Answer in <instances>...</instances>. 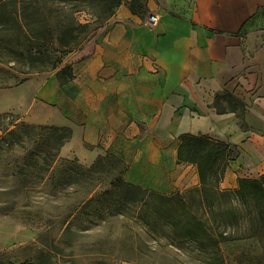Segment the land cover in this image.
Returning <instances> with one entry per match:
<instances>
[{
    "label": "crops",
    "instance_id": "crops-1",
    "mask_svg": "<svg viewBox=\"0 0 264 264\" xmlns=\"http://www.w3.org/2000/svg\"><path fill=\"white\" fill-rule=\"evenodd\" d=\"M121 1L108 29L67 58L73 80L38 87L32 105L47 114L22 121L68 129L83 164L112 156L142 191L199 187L195 166L177 164L182 136L227 147L221 190L263 177L264 70L245 33L264 24V0Z\"/></svg>",
    "mask_w": 264,
    "mask_h": 264
},
{
    "label": "rangeland",
    "instance_id": "rangeland-1",
    "mask_svg": "<svg viewBox=\"0 0 264 264\" xmlns=\"http://www.w3.org/2000/svg\"><path fill=\"white\" fill-rule=\"evenodd\" d=\"M79 19L83 21L84 15ZM108 22L97 33L106 31ZM245 39L264 70V24H251ZM0 59V128L19 126L11 150L0 142V264H218L209 250L174 240L169 223L147 211L141 214L140 204L130 200L138 193L119 184L124 166L117 159L104 156L83 164L68 145L70 131L59 158L68 162L64 173L71 175L79 169L82 176L56 188L46 181V175L39 181L44 164L35 159L34 168L28 155L44 142L39 136L46 139L48 133L20 125L36 127L22 121L25 112L31 111L34 117L47 114L32 104L38 87L55 72L29 71L25 65L10 62L5 54ZM91 167L95 170L89 171ZM93 187L110 194L67 219ZM250 206L240 205L236 220L217 230L234 239L218 246L222 264H264V230L255 223Z\"/></svg>",
    "mask_w": 264,
    "mask_h": 264
},
{
    "label": "trees",
    "instance_id": "trees-1",
    "mask_svg": "<svg viewBox=\"0 0 264 264\" xmlns=\"http://www.w3.org/2000/svg\"><path fill=\"white\" fill-rule=\"evenodd\" d=\"M121 3V0H0V54L8 55L10 62L25 65L29 71L55 72L58 85L63 86L73 80L72 68L63 65L64 58L93 40ZM81 15L85 17L83 21L79 19ZM15 126L0 128V142L7 143L8 150L12 149L13 139L18 138L19 126ZM11 127L14 129L10 130ZM20 127L48 133L46 139L39 136L44 142L38 143L36 152L28 155L35 164L34 168L35 159L44 164V176L39 181L46 178L56 188L78 179L80 170L73 169L71 175H67L63 168L68 162L59 158V150L70 138L69 130L50 126ZM228 155L227 147L217 141L203 136H182L176 161L177 164L195 166L198 188L185 194L165 196L142 191L122 179L119 184L138 193L130 200L140 204L141 214L147 211L150 216L169 223L174 240L209 250L213 260L222 264L218 246L234 239L217 230H224L229 222L236 220L240 205H251L249 211L255 217V223L264 230V176L258 180H238L235 191L221 190L223 162ZM93 168L89 171H94ZM18 170L22 171L20 167ZM124 171L125 166L122 174ZM108 194L109 190L98 192L95 187L90 188L74 205L67 219L72 216L74 219L82 208Z\"/></svg>",
    "mask_w": 264,
    "mask_h": 264
},
{
    "label": "built area",
    "instance_id": "built-area-1",
    "mask_svg": "<svg viewBox=\"0 0 264 264\" xmlns=\"http://www.w3.org/2000/svg\"><path fill=\"white\" fill-rule=\"evenodd\" d=\"M157 19L155 16H151L148 18L147 20V23L150 25V26H153L155 23H156Z\"/></svg>",
    "mask_w": 264,
    "mask_h": 264
}]
</instances>
